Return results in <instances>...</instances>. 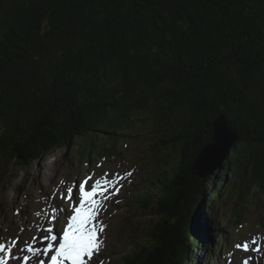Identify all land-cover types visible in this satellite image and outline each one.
Masks as SVG:
<instances>
[{
	"label": "trees",
	"instance_id": "1",
	"mask_svg": "<svg viewBox=\"0 0 264 264\" xmlns=\"http://www.w3.org/2000/svg\"><path fill=\"white\" fill-rule=\"evenodd\" d=\"M222 114L239 140L192 176ZM137 125L158 180L128 205L157 222L122 264H198L201 249L213 262L232 247L215 207L240 222L241 184L264 202V0H0V162L113 155Z\"/></svg>",
	"mask_w": 264,
	"mask_h": 264
},
{
	"label": "rangeland",
	"instance_id": "2",
	"mask_svg": "<svg viewBox=\"0 0 264 264\" xmlns=\"http://www.w3.org/2000/svg\"><path fill=\"white\" fill-rule=\"evenodd\" d=\"M142 132L141 127L131 137L108 142V145H115L116 151L113 155L105 154V157L95 151L80 160L81 157L75 154L76 150H53L24 170H19L14 162H0V175L3 174L0 181V204L3 206L0 211V243L12 248L13 254L17 248L31 244L34 249L40 250L39 259H44L43 249L49 243L58 244L45 239V235H58L59 239L72 214V207L78 204L76 182H83L90 176L89 186L97 179L117 181L109 187L105 194L107 198L97 197L104 201L97 220L107 227L98 235V239L103 240V247L99 254H94L93 260L98 255L103 264H122L126 254L138 250L140 246H149L151 241L146 234L157 222L154 213L141 210L139 206L128 205V201L136 195L135 189L146 193L151 183L158 180V161L153 156L154 148L151 146L153 140L150 135ZM166 155L167 153L165 157ZM70 159L74 161V165ZM168 160L171 161V156ZM69 187L74 188L71 201L66 198ZM117 187L119 192L113 194ZM243 188L244 185L241 184L235 196H243V203L245 207L249 205V209L244 212V218L240 222L235 215L234 204L226 202L215 207L220 212L219 225H226L228 228L227 238L232 247L225 245L213 262L208 260L201 249L197 253L198 264H241L249 257V264H264V202L261 201L259 206L255 205L252 202L256 197H248L246 191H241ZM153 192L159 195L157 188ZM254 192L257 193L258 189L255 188ZM25 194H28L27 198ZM54 208L58 211H53ZM254 237L257 239L256 245L251 244ZM245 241L249 242L251 249L259 246L260 251L245 252L235 247ZM6 254L7 252L0 253V256L5 257ZM25 254L33 255L20 253V261L13 256L8 264H22V256ZM29 264H38V259H32ZM88 264H92V261Z\"/></svg>",
	"mask_w": 264,
	"mask_h": 264
},
{
	"label": "snow or ice",
	"instance_id": "3",
	"mask_svg": "<svg viewBox=\"0 0 264 264\" xmlns=\"http://www.w3.org/2000/svg\"><path fill=\"white\" fill-rule=\"evenodd\" d=\"M90 179L91 177L89 176L83 182H76L75 190L78 191V205L72 207V214L68 217V222L63 229L62 236L59 239L58 235H45L44 237L45 239L58 242V247H55L54 254L50 256V264H88L89 261H92V264H103L102 258L98 255L96 260H93L94 254H99L103 247V240L98 239V235L99 233H103L107 227V225L97 220V216L104 204V201L97 199V197L107 198L105 194L109 191V187L115 185L117 181L97 179L89 186L88 180ZM73 191V187L67 188V200H72ZM118 192L119 188L117 187L113 194ZM53 211H58V209L54 208ZM48 232H51L50 228ZM251 244H257L255 237L252 239ZM53 247V244L49 243L43 249V255L47 257L49 253H53ZM235 247L245 252L250 250L260 251L259 246L250 249V244L247 241L242 245L237 244ZM5 252H7L9 257L14 256L18 261L21 260L20 253H32V256L27 254L22 256V264H29V261L32 259H38V264H45L44 259H39L40 250L34 249L31 244L17 248L16 253L13 254L12 248L7 247L5 243H0V253ZM250 259V257L245 258L241 264H249ZM0 264H8L3 256H0Z\"/></svg>",
	"mask_w": 264,
	"mask_h": 264
},
{
	"label": "water",
	"instance_id": "4",
	"mask_svg": "<svg viewBox=\"0 0 264 264\" xmlns=\"http://www.w3.org/2000/svg\"><path fill=\"white\" fill-rule=\"evenodd\" d=\"M238 140V133L230 126L227 117L222 114L215 121L212 143L201 150L192 167V176L204 179L219 170L221 162Z\"/></svg>",
	"mask_w": 264,
	"mask_h": 264
},
{
	"label": "bare ground",
	"instance_id": "5",
	"mask_svg": "<svg viewBox=\"0 0 264 264\" xmlns=\"http://www.w3.org/2000/svg\"><path fill=\"white\" fill-rule=\"evenodd\" d=\"M10 264H12V263H10Z\"/></svg>",
	"mask_w": 264,
	"mask_h": 264
}]
</instances>
